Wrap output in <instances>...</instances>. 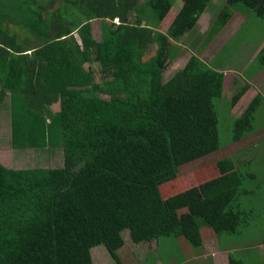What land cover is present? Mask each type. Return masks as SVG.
I'll return each instance as SVG.
<instances>
[{"label": "trees", "instance_id": "trees-1", "mask_svg": "<svg viewBox=\"0 0 264 264\" xmlns=\"http://www.w3.org/2000/svg\"><path fill=\"white\" fill-rule=\"evenodd\" d=\"M59 1L52 7L53 0H0L8 144L58 146L62 153L57 167L0 163V264H93L95 245L123 264L116 251L124 229L152 253L162 236L199 246L202 224L215 236L236 232L247 216L239 194L250 191L241 187L232 156L205 166L195 185L168 187L178 166L220 146L213 100L221 96V63L198 55L233 15L263 16L264 0H222L192 53L165 81L163 70L181 50L175 42L210 0H178L175 9L173 0ZM92 19L101 24L98 40ZM254 59L264 66V42ZM247 87L230 96L228 109ZM257 100L255 94L232 119L228 142L253 131L249 115ZM227 264L243 263L228 253Z\"/></svg>", "mask_w": 264, "mask_h": 264}, {"label": "rangeland", "instance_id": "rangeland-1", "mask_svg": "<svg viewBox=\"0 0 264 264\" xmlns=\"http://www.w3.org/2000/svg\"><path fill=\"white\" fill-rule=\"evenodd\" d=\"M221 2L222 0H210L192 29L184 33L175 42L181 50L176 58L166 65L162 73V81L168 79L173 70L184 64L189 54L192 53L197 38L208 26L215 8ZM59 3V0H53L52 7ZM178 5L179 1L173 0L171 8H178ZM128 18L130 19L131 15ZM113 21L117 22V19ZM165 21L167 19L163 20V25H165ZM101 29L99 20H90L91 36L95 40L100 38ZM12 32L23 35V31H17L16 29H13ZM263 42L264 15L259 17L250 13L247 18H244L239 14H235L226 23L223 30L198 55L204 62L209 61L214 65L221 63L220 71L223 72L228 69V73H235L241 85L252 86L253 84L254 87L249 88L247 95L244 98L239 97L240 99L238 98L239 100H237L235 106L228 109L226 106L229 105L230 96L241 85L230 92L226 86L228 79L225 80L224 86L226 89L222 90L219 99L213 100L216 106L219 148L178 166L174 181L172 180L168 187L169 190L176 192V190L187 188L188 185H195V181H200L198 172L204 169L205 166L211 165L215 160L225 155L232 156L238 170L243 175L241 187L250 191L249 194H239L238 197L240 210L247 212L244 223L239 225L234 233H220L215 237V242L213 238L215 235L207 225H199L198 229L204 251H207L208 247H215V244H217L220 249H231V256L240 259L243 264H261L262 254L260 253H264V66L257 59L253 60L256 50ZM223 45L224 47L219 51L218 49ZM153 47V45H150L145 55L152 52ZM210 57L211 59L208 60ZM91 67L94 70L95 79H98V65L93 63ZM255 91V94H258V100L249 115L253 129L252 136L243 137L244 139L240 142H228L232 119L237 116V111L246 103L245 99L247 97L249 99ZM49 108L52 111L55 110L56 103L51 104ZM8 131V110L4 101H2L0 102V163L4 166L15 167L16 165L19 168H28L57 167L61 165L62 153L58 146L14 150L8 144ZM249 173H253L254 178L249 177ZM175 188L177 189L175 190ZM167 192L169 191L167 190ZM121 237L124 241L116 252L123 264H178V259L185 255L202 251V247L190 245L181 236L159 237L157 247L153 253L146 251L143 243H134L125 229L121 231ZM89 251L93 264H115L102 245H95ZM209 262V257H198L196 259L191 258L182 264H209Z\"/></svg>", "mask_w": 264, "mask_h": 264}, {"label": "crops", "instance_id": "crops-1", "mask_svg": "<svg viewBox=\"0 0 264 264\" xmlns=\"http://www.w3.org/2000/svg\"><path fill=\"white\" fill-rule=\"evenodd\" d=\"M262 46V45H261ZM260 46V47H261ZM260 47H258V49L256 50V52L259 50V48ZM235 70V69H234ZM223 73V82H222V89H221V92H222V90H225L226 88H225V86H224V83H225V80L226 79H228V81H227V84H226V86H227V90L228 91H230V92H232V91H234L236 88H238L241 84L238 82L239 81V79H237L236 78V74L235 73H228V69H225V71H223L222 72ZM254 86H253V84H252V86H248L247 88H246V90L242 93L243 95H241L243 98L247 95V91L248 90H250L249 88H253ZM255 90V89H254ZM255 93H256V91L254 92V94H252V96L248 99V97L245 99V104H244V106H246V104L249 102V100L255 95ZM240 96V97H241ZM240 99V98H239ZM238 99V100H239ZM238 102V101H237ZM236 102V103H237ZM235 103V104H236ZM235 104L233 105V107L235 106ZM244 106L243 107H241L237 112V116L240 114V112L243 110V108H244ZM232 108V107H231ZM236 116V117H237ZM251 135V133H249V134H247V135H245L244 137L246 138V137H248V136H250ZM252 136V135H251ZM244 138L242 137V138H240V139H238L237 140V142H240V141H242ZM236 142V141H235ZM15 150V149H14ZM7 167H10V168H19V166H16L15 165V167H12V166H10V165H8ZM20 168H22V167H20ZM216 236H214L213 238H214V242H215V238ZM199 247H202V251H200V252H198V253H194V254H187V255H185V256H188V257H182L179 261H177V263L178 264H182L183 262H185V261H187V260H189V259H196V258H198V257H209L210 258V262H209V264H227V254L228 253H230L231 255H232V253H231V249H220L219 247H218V245L217 244H215V247H213V248H211V247H208V249H207V251H204L203 250V248H204V245H203V243L201 242V244L199 245ZM90 250V249H89ZM117 253V252H116ZM260 254H262V253H260ZM89 255H90V251H89ZM118 255V254H117ZM119 257V256H118ZM191 257V258H190ZM91 258V257H90ZM262 258V257H261ZM121 260V259H120ZM122 261V260H121Z\"/></svg>", "mask_w": 264, "mask_h": 264}]
</instances>
